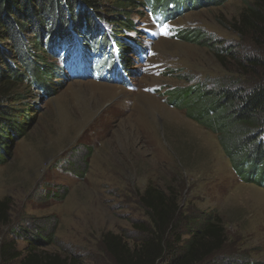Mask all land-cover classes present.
Wrapping results in <instances>:
<instances>
[{
	"label": "rangeland",
	"instance_id": "rangeland-1",
	"mask_svg": "<svg viewBox=\"0 0 264 264\" xmlns=\"http://www.w3.org/2000/svg\"><path fill=\"white\" fill-rule=\"evenodd\" d=\"M253 1L177 9L164 19L128 6L134 28L122 38L139 42L145 52L142 58L130 54L129 86L52 72L44 93L31 77L15 81L16 100L8 104L26 126L0 139V200L10 208L0 248L12 240L23 254L2 264L20 263L26 230L50 237L43 251L75 255L83 264H117L104 236H122L133 250L150 235L152 220L141 202L150 183L179 200L177 229L168 231L174 244L181 246L194 222L207 216L224 226L221 250L198 264H264V187L242 180L218 134L168 101L176 87L251 88L256 79L240 62L264 56V49L248 28L238 33L234 22ZM103 4L102 13H119L112 1ZM196 29L205 33L202 44L180 38ZM222 48L230 51L224 60L216 54ZM31 49L45 62H60L45 48ZM12 61L29 75L24 63L15 56Z\"/></svg>",
	"mask_w": 264,
	"mask_h": 264
},
{
	"label": "trees",
	"instance_id": "trees-1",
	"mask_svg": "<svg viewBox=\"0 0 264 264\" xmlns=\"http://www.w3.org/2000/svg\"><path fill=\"white\" fill-rule=\"evenodd\" d=\"M106 1L115 3V10L119 13H102ZM227 1L0 0V139L11 133L23 132L22 128L26 126L15 118L18 117L15 114L17 109L8 104L16 100H11L15 81L23 82L31 77L33 85L39 86L44 93L48 91L46 85L51 84L52 72L59 76L72 73L75 78L83 79L93 78L94 73H98L107 81H112V75L119 73L120 81L116 82L125 84L129 81L128 72H124L132 62L130 54L141 57L144 49L139 42L122 38L125 30L134 28L125 12L128 6L148 9L155 17L164 19L169 13L172 17L178 15L177 9L184 11L202 4L219 6ZM234 25L240 34L246 33V28L251 30L253 40L264 49V0L248 3ZM204 35L201 29L186 30L182 31L180 38L202 44ZM33 45L45 48V52L58 57L60 62L56 65L45 62L42 55L31 49ZM229 52L222 48L216 54L224 60ZM13 56L29 68V75H22L17 70ZM118 59L119 65H116ZM240 65L246 74L256 79L250 89L234 88L230 84L221 85L213 92L202 84L176 87L170 91L168 101L173 106L184 108L191 118L218 134L242 180L264 187V56L244 58ZM247 67L252 69L247 71ZM114 78L117 79L116 76ZM0 147L4 150L2 145ZM141 202L153 224L148 237L132 250L122 236L113 233L104 236L117 264H157L165 255L171 256L165 264H198L221 250L226 242L221 221L207 216L199 221L200 225L194 222L189 239L178 246L168 238V231L177 229L175 222L180 215L178 198L173 194L168 196L150 183L141 196ZM9 209L8 202L0 200V228L10 223ZM25 232L28 246L19 264H83L75 255L63 258L57 253L41 250V245L50 243V237H33L29 230ZM22 254L15 249L14 242L8 240L0 248V264Z\"/></svg>",
	"mask_w": 264,
	"mask_h": 264
},
{
	"label": "bare ground",
	"instance_id": "bare-ground-1",
	"mask_svg": "<svg viewBox=\"0 0 264 264\" xmlns=\"http://www.w3.org/2000/svg\"><path fill=\"white\" fill-rule=\"evenodd\" d=\"M118 82L120 81V77H117Z\"/></svg>",
	"mask_w": 264,
	"mask_h": 264
}]
</instances>
